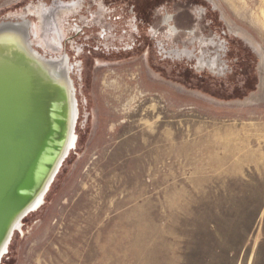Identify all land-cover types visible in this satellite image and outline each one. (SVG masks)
<instances>
[{
    "label": "rangeland",
    "instance_id": "rangeland-1",
    "mask_svg": "<svg viewBox=\"0 0 264 264\" xmlns=\"http://www.w3.org/2000/svg\"><path fill=\"white\" fill-rule=\"evenodd\" d=\"M39 1L0 0V22ZM69 21L77 148L1 264H264V0H84Z\"/></svg>",
    "mask_w": 264,
    "mask_h": 264
},
{
    "label": "water",
    "instance_id": "water-1",
    "mask_svg": "<svg viewBox=\"0 0 264 264\" xmlns=\"http://www.w3.org/2000/svg\"><path fill=\"white\" fill-rule=\"evenodd\" d=\"M16 24L0 22V261L17 224L50 190L80 115L69 55L40 54L31 29Z\"/></svg>",
    "mask_w": 264,
    "mask_h": 264
},
{
    "label": "flooded vegetation",
    "instance_id": "flooded-vegetation-1",
    "mask_svg": "<svg viewBox=\"0 0 264 264\" xmlns=\"http://www.w3.org/2000/svg\"><path fill=\"white\" fill-rule=\"evenodd\" d=\"M83 6H84V0H72L70 2H62L60 0H55L52 6H48L43 1H39L36 4H32V3L28 4L23 9L24 11L28 10L36 14L37 17L34 16L36 20L38 16L45 19V21L47 19H50V22L47 24L48 34L54 45L60 47V40L62 38L64 39L67 38L66 24L67 25L70 24L69 18L73 15L81 14V10L83 9ZM99 9L100 10L96 12V17H94L92 20L97 24H100L103 27H105L104 30H106V27L108 29H111L113 27V24L111 22H108L107 20L106 21L104 20L107 14V10L103 7L102 3H100ZM202 11H204V9L199 11V13ZM81 18L83 19L85 24L89 22V19L87 17L81 15ZM172 19H173L172 15H167L163 19V23L166 24V31L163 34L167 37H177L183 31V29L178 28L176 25L172 24L171 22ZM76 28L77 26H75V30L78 29ZM186 34L187 36L191 37L190 39L191 42L193 41V39H199L203 44L210 43L212 45H216V50L214 51V55H211L209 58H205L207 52L201 50L200 52L201 55L200 57H198L199 69L203 70L204 68H208L209 71L211 72L217 74H224L227 70V66L222 60V56L224 55L223 46L215 42L213 38H210L208 40L204 37L196 36L194 29L187 30ZM220 51H222V53ZM183 54L187 56V58L189 59L194 56L193 52L189 50L184 51Z\"/></svg>",
    "mask_w": 264,
    "mask_h": 264
},
{
    "label": "bare ground",
    "instance_id": "bare-ground-1",
    "mask_svg": "<svg viewBox=\"0 0 264 264\" xmlns=\"http://www.w3.org/2000/svg\"><path fill=\"white\" fill-rule=\"evenodd\" d=\"M12 14L13 15H10V16H14L17 19V21H13L12 20V22H16L17 23L16 25H21L23 27H28L29 29H31V32H32L31 42L34 45L35 50H37L40 54H44V55H46L47 58H50L51 57L53 59L59 58V56H62L63 54H65V53L60 52L61 51V48L58 47L57 45H54V43L50 39V36L48 34V27H47V24L50 22V19H47L45 21V19H43L40 16H38L37 20H31L29 17H34V16H36V14H34L33 12L28 11V10H25L24 11V9L21 12H16V13H12ZM48 52L54 53L55 55L54 54L48 55ZM76 65H78V64H75V63L71 62V59H70L69 69L71 71L74 70V67ZM78 111L80 112L79 108H78ZM77 144H78V134H77V131H76L74 133V136H72V140H71V147L72 148L70 149L69 155L71 154V152H72V150L74 148H77ZM69 155H68V157H69ZM67 158H66V160H67ZM49 191H48V193H49ZM48 193L44 197H42L32 207L31 211L17 224V229L15 230L14 235L19 230L21 232H23L24 220L28 216H30L31 214L39 211L45 205V203H46V197H47ZM14 235H13L12 240H11L10 244L8 245V247H5L3 249L4 255L2 256V259L0 261V264L3 262V260L5 258V255L8 253V251L10 249V246H11V243L13 241Z\"/></svg>",
    "mask_w": 264,
    "mask_h": 264
}]
</instances>
